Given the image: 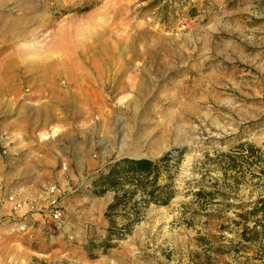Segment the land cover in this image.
Wrapping results in <instances>:
<instances>
[{
    "label": "rangeland",
    "instance_id": "obj_1",
    "mask_svg": "<svg viewBox=\"0 0 264 264\" xmlns=\"http://www.w3.org/2000/svg\"><path fill=\"white\" fill-rule=\"evenodd\" d=\"M175 1L0 0V264H263L264 0Z\"/></svg>",
    "mask_w": 264,
    "mask_h": 264
},
{
    "label": "trees",
    "instance_id": "obj_2",
    "mask_svg": "<svg viewBox=\"0 0 264 264\" xmlns=\"http://www.w3.org/2000/svg\"><path fill=\"white\" fill-rule=\"evenodd\" d=\"M166 160L167 154L161 157V161ZM155 165V162L148 158H125L116 161L111 166L110 170L105 175L101 176V179L103 182L109 185H114L116 178L120 175L134 177L136 180L151 176L154 180L157 175ZM168 199L169 196H167L164 203H166ZM240 207H242V211L237 214L240 220H235V222L236 224L243 225L242 240H247L250 242L263 241L264 243V236L261 235L263 229L262 231L260 229H257V226H264V196L257 197L254 200L241 203ZM253 217L256 218L252 220L253 224L249 226L248 221L251 220V218ZM246 232L249 233L248 236L245 235Z\"/></svg>",
    "mask_w": 264,
    "mask_h": 264
},
{
    "label": "crops",
    "instance_id": "obj_3",
    "mask_svg": "<svg viewBox=\"0 0 264 264\" xmlns=\"http://www.w3.org/2000/svg\"><path fill=\"white\" fill-rule=\"evenodd\" d=\"M215 1L216 0H213V4H215ZM174 3H177V5H178L177 10L180 11L181 8H185L187 6V3L189 4V1L188 0H176Z\"/></svg>",
    "mask_w": 264,
    "mask_h": 264
},
{
    "label": "bare ground",
    "instance_id": "obj_4",
    "mask_svg": "<svg viewBox=\"0 0 264 264\" xmlns=\"http://www.w3.org/2000/svg\"><path fill=\"white\" fill-rule=\"evenodd\" d=\"M12 36L14 37V34H12ZM12 37V38H13ZM14 39V38H13ZM29 63V62H28ZM27 63V64H28ZM32 63V62H31ZM33 64V63H32ZM44 65H48V64H44ZM11 67V65H9V64H7V62H6V64L4 65V68H3V70L5 71L6 69H9Z\"/></svg>",
    "mask_w": 264,
    "mask_h": 264
},
{
    "label": "built area",
    "instance_id": "obj_5",
    "mask_svg": "<svg viewBox=\"0 0 264 264\" xmlns=\"http://www.w3.org/2000/svg\"><path fill=\"white\" fill-rule=\"evenodd\" d=\"M17 207H20V204L17 203V204L14 206V208H17ZM56 215H59V213L56 212Z\"/></svg>",
    "mask_w": 264,
    "mask_h": 264
}]
</instances>
